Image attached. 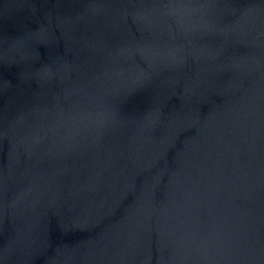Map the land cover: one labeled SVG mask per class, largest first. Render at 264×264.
<instances>
[{
	"label": "water",
	"instance_id": "1",
	"mask_svg": "<svg viewBox=\"0 0 264 264\" xmlns=\"http://www.w3.org/2000/svg\"><path fill=\"white\" fill-rule=\"evenodd\" d=\"M0 264H264V0H0Z\"/></svg>",
	"mask_w": 264,
	"mask_h": 264
}]
</instances>
